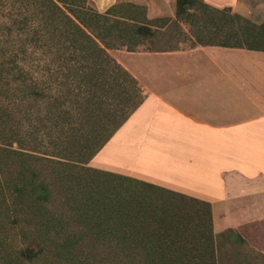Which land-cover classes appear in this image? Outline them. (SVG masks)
Listing matches in <instances>:
<instances>
[{"label": "trees", "instance_id": "obj_1", "mask_svg": "<svg viewBox=\"0 0 264 264\" xmlns=\"http://www.w3.org/2000/svg\"><path fill=\"white\" fill-rule=\"evenodd\" d=\"M29 4L30 18L14 20L7 27L9 38L0 50V206L11 214L14 224L27 215L31 203L41 208L43 202H50L53 191L90 208L97 196L105 199L102 206L112 204L99 190L97 174L198 202L210 214L207 203L85 167L144 101L136 79L108 50L124 47L134 52L140 38L152 36L151 22L144 17L149 24L145 26L118 14L123 5L100 14L88 0H30ZM196 10L227 11L214 10L199 0H176L179 22L183 15L186 21H196ZM234 18L242 24L223 32L222 43L212 45L264 52V47L244 43H264V23L256 27L237 15ZM29 25L30 34L13 41L12 30L26 33ZM79 171H85L86 177ZM81 188H87L88 195L78 196ZM102 208L97 209L101 219L116 216ZM131 213L126 216L143 220L148 212L138 209L137 217ZM68 241L61 247L72 248ZM24 254L33 256L29 249ZM150 264L203 263L169 259Z\"/></svg>", "mask_w": 264, "mask_h": 264}, {"label": "crops", "instance_id": "obj_2", "mask_svg": "<svg viewBox=\"0 0 264 264\" xmlns=\"http://www.w3.org/2000/svg\"><path fill=\"white\" fill-rule=\"evenodd\" d=\"M88 1L100 14L123 5L149 22H178L176 0ZM199 1L244 17L254 7L264 13V0ZM121 66L144 101L88 166L209 204L215 232L239 226L231 213L264 214V52L141 49L125 51Z\"/></svg>", "mask_w": 264, "mask_h": 264}, {"label": "rangeland", "instance_id": "obj_3", "mask_svg": "<svg viewBox=\"0 0 264 264\" xmlns=\"http://www.w3.org/2000/svg\"><path fill=\"white\" fill-rule=\"evenodd\" d=\"M29 2L0 0V50L9 38L7 27L14 20L30 18ZM240 12L246 15L243 10ZM118 14L135 18L142 25H149L144 21L141 9L121 6ZM195 15L197 20L194 22L186 21L185 15L180 22L165 19L151 22L152 36L140 38V44L134 48V52L141 49L174 50L198 44H219L222 43L223 32L235 31L237 25L242 24L234 18L237 14L229 10H196ZM240 15L237 16L251 26L258 27L264 23V13L255 10V7L247 17ZM27 29L26 33L12 30L13 41H18V37L24 39L30 34V25ZM244 43L264 47V43ZM13 44L16 47L19 45ZM125 51L123 47L108 50V53L122 65ZM88 165L85 167H90ZM80 173L83 177L87 175L85 171ZM96 176L101 178L99 190L107 194L105 198L112 204L102 206L105 199L97 196L90 208L77 199L74 203L53 191L51 201L43 202L41 208L31 203L27 215L19 216L18 224H14L12 216H9L11 214L0 206V264H150L153 260L169 259L203 264H264L263 213H231L230 216L240 223L239 226L215 232L212 210L209 214L205 205L147 190L127 180L113 179L103 174ZM86 190L81 188L77 195L80 196L82 192L88 195ZM148 195H151L152 201ZM100 207H104L103 211L108 209L114 212L117 217L101 219L97 215ZM138 209L148 212L143 220L126 216L133 211L131 214L137 217ZM52 226L53 229H48ZM137 226H140L139 230H135ZM40 229L46 232L45 239ZM66 240L73 245L69 250L61 247ZM27 249L32 251V257L24 254Z\"/></svg>", "mask_w": 264, "mask_h": 264}, {"label": "bare ground", "instance_id": "obj_4", "mask_svg": "<svg viewBox=\"0 0 264 264\" xmlns=\"http://www.w3.org/2000/svg\"><path fill=\"white\" fill-rule=\"evenodd\" d=\"M127 152H128V151H127ZM123 154H124V153H123ZM126 157H127V156H126ZM124 158H125V157H124ZM126 159H127V158H126ZM126 159H125V160H126ZM126 161H127V160H126ZM126 163H127V162H126ZM176 167H177V166H176ZM195 170H196V169H195ZM128 171H129V170H128ZM188 176H189V175H188ZM157 178H158V177H157ZM208 184H209V182H208Z\"/></svg>", "mask_w": 264, "mask_h": 264}]
</instances>
